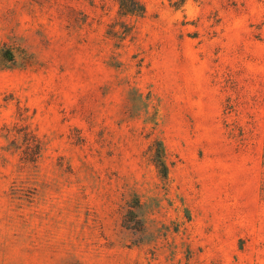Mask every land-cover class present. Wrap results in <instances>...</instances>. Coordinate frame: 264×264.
<instances>
[{"label":"rangeland","instance_id":"rangeland-1","mask_svg":"<svg viewBox=\"0 0 264 264\" xmlns=\"http://www.w3.org/2000/svg\"><path fill=\"white\" fill-rule=\"evenodd\" d=\"M0 0V264H264V0Z\"/></svg>","mask_w":264,"mask_h":264},{"label":"trees","instance_id":"trees-1","mask_svg":"<svg viewBox=\"0 0 264 264\" xmlns=\"http://www.w3.org/2000/svg\"><path fill=\"white\" fill-rule=\"evenodd\" d=\"M119 7L120 14L127 15H137L140 16L144 12V6L139 2V0H116ZM183 0H180V3Z\"/></svg>","mask_w":264,"mask_h":264}]
</instances>
